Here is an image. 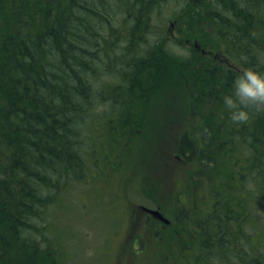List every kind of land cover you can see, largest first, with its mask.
<instances>
[{
    "label": "trees",
    "instance_id": "trees-1",
    "mask_svg": "<svg viewBox=\"0 0 264 264\" xmlns=\"http://www.w3.org/2000/svg\"><path fill=\"white\" fill-rule=\"evenodd\" d=\"M236 66L264 72V0H0V264H66L74 192L109 183L133 118L181 82L195 182L160 228L183 224L189 258L162 264H264V106L232 121Z\"/></svg>",
    "mask_w": 264,
    "mask_h": 264
},
{
    "label": "rangeland",
    "instance_id": "rangeland-1",
    "mask_svg": "<svg viewBox=\"0 0 264 264\" xmlns=\"http://www.w3.org/2000/svg\"><path fill=\"white\" fill-rule=\"evenodd\" d=\"M236 68L241 73L246 70ZM187 103L184 83L164 84L151 104L133 118L140 122V130L131 138L134 141L127 146L126 161L109 183L83 186L74 192L80 198V215L63 218L60 226L72 235L59 241V247L70 254L66 264H85L87 260L91 264H162L166 250L173 259L185 252L179 233V241L170 234L177 227L183 231L182 223L173 222V229L160 228L165 223L149 215L141 205L171 217L172 209L186 200L185 194L191 196L195 180L192 184L189 177L195 162L185 160L177 149L179 134L193 117L186 111ZM106 191L115 200L107 205L117 215L113 227L102 209L103 202L93 200ZM86 203L89 205L85 206ZM170 239L172 243L168 242ZM192 251L194 254L195 250L188 248L191 257ZM183 257L189 258L185 254Z\"/></svg>",
    "mask_w": 264,
    "mask_h": 264
},
{
    "label": "clouds",
    "instance_id": "clouds-1",
    "mask_svg": "<svg viewBox=\"0 0 264 264\" xmlns=\"http://www.w3.org/2000/svg\"><path fill=\"white\" fill-rule=\"evenodd\" d=\"M223 102L233 122H247L249 105L264 106V72L250 67L240 73L233 80L232 94L224 96Z\"/></svg>",
    "mask_w": 264,
    "mask_h": 264
},
{
    "label": "water",
    "instance_id": "water-1",
    "mask_svg": "<svg viewBox=\"0 0 264 264\" xmlns=\"http://www.w3.org/2000/svg\"><path fill=\"white\" fill-rule=\"evenodd\" d=\"M141 208L143 210H145L146 212H148L153 217L157 218L158 220H160V221H162V222H164L166 224H169L170 223V220L165 215H163L159 211V209L147 207V206H144V205H142Z\"/></svg>",
    "mask_w": 264,
    "mask_h": 264
}]
</instances>
